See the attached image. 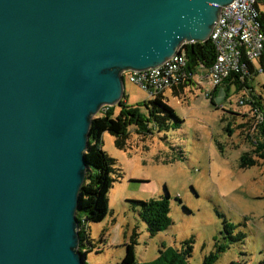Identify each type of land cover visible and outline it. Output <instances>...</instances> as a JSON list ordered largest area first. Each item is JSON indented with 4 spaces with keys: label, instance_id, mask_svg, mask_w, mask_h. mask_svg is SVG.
<instances>
[{
    "label": "water",
    "instance_id": "obj_1",
    "mask_svg": "<svg viewBox=\"0 0 264 264\" xmlns=\"http://www.w3.org/2000/svg\"><path fill=\"white\" fill-rule=\"evenodd\" d=\"M233 1L0 0V264H86L92 119L119 105L124 72L208 41Z\"/></svg>",
    "mask_w": 264,
    "mask_h": 264
},
{
    "label": "rangeland",
    "instance_id": "obj_2",
    "mask_svg": "<svg viewBox=\"0 0 264 264\" xmlns=\"http://www.w3.org/2000/svg\"><path fill=\"white\" fill-rule=\"evenodd\" d=\"M254 65L259 67L258 60ZM123 103L143 116L150 94L123 75ZM248 86L260 95L264 105V73L254 74ZM165 102L183 121L181 128L152 134L137 133L127 126V147L119 149L105 132L103 150L116 161L123 177L110 190L109 213L100 223L87 224L94 247L86 255L87 264H118L133 232L138 235L136 262L155 260L160 250L181 249L184 240H193L189 264H202L206 255L223 243L225 223L245 234L241 242L229 244L217 264L264 263V161L241 168L240 158L255 147L256 119L248 103L247 89L221 84L216 89L205 82H192L182 98L171 90ZM114 107L117 116L122 108ZM104 112V111H102ZM101 115L100 111L94 116ZM170 202L171 226L151 237L139 217L136 200L166 197Z\"/></svg>",
    "mask_w": 264,
    "mask_h": 264
},
{
    "label": "trees",
    "instance_id": "obj_3",
    "mask_svg": "<svg viewBox=\"0 0 264 264\" xmlns=\"http://www.w3.org/2000/svg\"><path fill=\"white\" fill-rule=\"evenodd\" d=\"M264 21V12L261 13ZM180 51L183 52L188 75H196L200 71L207 72L212 66L216 51L211 41L192 42L182 45ZM258 60L259 67L251 64L249 75L243 79L239 76H231L216 85V89L221 84L234 86L236 89H247L251 99L245 100L251 106V111L256 116L250 128L255 131V147L250 152L244 153L240 158L241 168H251L264 161V105L262 97L254 93L248 86L250 79L254 74L264 73V51ZM192 82H186L171 88L174 97L182 98L185 95L186 88ZM164 93V92H163ZM163 93H151L144 105L148 111L147 116H143L136 110H131L123 103V98L119 103L122 111L115 116L114 107H103L100 114L92 119L90 126V138L88 150L85 154L88 169L85 181L80 191L79 211L77 220L79 223L80 247L79 251L85 257L94 247L91 236L87 230V224L100 223L109 213L108 195L115 182L123 177L121 170L117 167L116 161L111 158L102 148L101 136L107 132L115 139V145L119 149L127 147L128 132L127 126L135 125L139 134H152L155 129L159 133L169 132L181 128L183 121L179 119L174 110L165 102ZM104 111V112H102ZM132 203L139 207V217L147 226V231L151 237L156 236L159 232L168 229L172 220L170 214V202L166 197L151 198L147 201L136 200ZM237 226L225 223L223 243H216L215 250L206 255L202 264H217L220 254L229 248L231 243L241 242L245 234L239 232L234 235L233 231ZM137 233L134 231L129 242L124 244L125 253L118 264H138L136 262L135 249L137 245ZM193 240L187 239L181 243V249L165 248L160 250L159 256L150 262L143 264H189L193 250ZM87 264V263H86ZM264 264V263H263Z\"/></svg>",
    "mask_w": 264,
    "mask_h": 264
},
{
    "label": "built area",
    "instance_id": "obj_4",
    "mask_svg": "<svg viewBox=\"0 0 264 264\" xmlns=\"http://www.w3.org/2000/svg\"><path fill=\"white\" fill-rule=\"evenodd\" d=\"M264 0H234L222 8L219 21L215 24L209 40L216 51L215 60L207 72L188 75L182 51L164 64L144 70L126 71L130 82L151 93H163L190 79L201 85L213 87L226 78L249 75V68L264 51ZM240 105H245L243 99Z\"/></svg>",
    "mask_w": 264,
    "mask_h": 264
}]
</instances>
